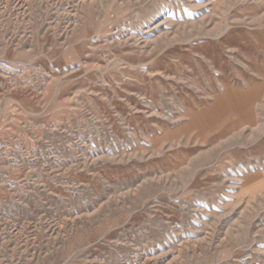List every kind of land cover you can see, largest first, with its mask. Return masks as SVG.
I'll return each mask as SVG.
<instances>
[{
  "label": "rangeland",
  "instance_id": "obj_1",
  "mask_svg": "<svg viewBox=\"0 0 264 264\" xmlns=\"http://www.w3.org/2000/svg\"><path fill=\"white\" fill-rule=\"evenodd\" d=\"M0 264H264V0H0Z\"/></svg>",
  "mask_w": 264,
  "mask_h": 264
}]
</instances>
